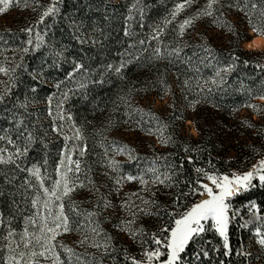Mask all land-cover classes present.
<instances>
[{"label":"trees","instance_id":"obj_1","mask_svg":"<svg viewBox=\"0 0 264 264\" xmlns=\"http://www.w3.org/2000/svg\"><path fill=\"white\" fill-rule=\"evenodd\" d=\"M60 2V11L56 16L50 15L45 17L43 22L34 23L31 33L32 44H27L26 47H29L30 51L35 48L38 35L35 25L39 27L41 36L47 35L53 40L52 42L56 44L59 42V45L61 39H66V33L70 31L71 19L87 22L92 29L96 42L78 47L81 49L80 52L73 50L72 55L82 68L72 74V80L76 81L72 89L59 98L62 100L59 104L61 113L66 118L70 116V120L82 128L83 139L79 141L70 139L67 150L71 151L74 160L80 159L88 165L93 161L101 160L102 155H106V149L107 154L111 155L110 149L123 143L135 150L134 155L137 159L115 160L120 166H136L138 174L133 175L145 173V178L151 180L152 173L147 172V169L156 168L159 173L167 172L172 176L170 181L172 187L156 185L145 193L150 200L156 201L152 213L157 214L150 215V218L146 219L138 229L144 230L143 238L148 241L144 247H154L150 239L152 234H159L160 229L170 226L177 218L169 216L168 213H176L178 216L199 197L183 196V193L190 190V184L198 178L203 183H207L203 174L196 173V168H203L210 173L231 175L233 172L251 170L252 165L264 157V114L245 106L247 94L251 91L254 95L249 102L264 108V101L257 95L264 92V69L255 66L256 63H264V49L250 51L243 48L241 42L245 39L235 41L234 34L229 32L227 27L222 28L214 23L217 19L227 21L236 32L245 34L249 39L248 32L252 31L248 23L249 17L245 11L240 10L245 6L244 0H221L220 4L216 5V15L196 20L192 27L186 29L182 39L177 35L179 24L203 8L206 0H196L174 20L170 13L175 4L182 0H128L126 6L118 7L108 5L105 0H60ZM252 2L260 4V0H249L246 9L252 13L254 22L258 23L259 8L252 10ZM114 9L119 10L115 12ZM166 19L172 22L165 26ZM153 26L155 30L157 27L163 29L157 39H153L156 33L148 37ZM125 30L132 34L126 36ZM252 34L258 36L253 32ZM16 35L25 42L29 39V35L23 31L18 30ZM140 41L144 43L141 44ZM68 42L72 47H77L74 40ZM177 44L183 48V52L179 57L168 56V51ZM166 45L168 48H165ZM199 45L210 47L216 60H211L209 63V60L205 59L208 54L202 47H198ZM157 47L161 48L163 53L161 59L155 58ZM233 51L240 60L230 71H221V82V77H217L215 73L217 70L229 67L232 63ZM245 59L249 60V64L243 63ZM43 61L42 56L32 60L28 58L25 60L24 57L20 64L23 68L33 71L34 66ZM122 63L124 67L121 68ZM116 68L121 69L119 73ZM143 72L148 74L144 75ZM213 79L217 80L216 84L212 83ZM16 81L22 87L20 90H11L4 102L0 103V115H4L2 133L13 136L17 144L23 148L25 139L23 137L17 139L18 130L14 116L16 120L23 119L27 126L28 120L24 118L27 116L21 114V108L17 105L23 103L25 90L36 80L27 75L20 78L18 76ZM185 81H188L187 85ZM23 86L26 89H23ZM137 87L144 88L147 95L160 98L167 89H170L174 96L178 95L176 98L186 101L189 106L190 102L195 101V107H190L192 114L190 120L197 130V135L181 132L178 125L165 120V116L162 118L159 116L158 122L150 116L135 114L132 106L126 105L121 98L127 99L131 104L132 98L138 96ZM45 88L49 87L45 86ZM150 108L154 111L152 106ZM100 109H104L103 113H106L103 116L106 124L101 122L88 124L86 119L91 111ZM245 120L252 126L242 123ZM130 121L132 122L129 123ZM29 123L33 126L31 120ZM160 124H167V129L152 135L146 131L152 128L155 132ZM121 128H129L130 133L141 137H136V142L129 138L126 142H122L113 134L115 130ZM27 129L33 132L36 140L29 148L27 156L22 159V166L30 167L37 164L42 166V174L47 170L54 173L56 150L58 151L62 145L61 142L56 145L50 143L46 145L43 137L38 136L35 127ZM19 131H24V128L21 127ZM160 136H172L173 142L162 144ZM85 146L86 155L81 157L79 150ZM14 170L13 165L0 166V173H3L0 174V190L4 192V195L0 196V213H3L5 221L11 219V227L19 232L23 229L24 216L31 215L32 209L30 201L25 205L21 198L24 190L20 185L27 173L17 170L14 183H6ZM253 183L256 187L231 200L230 215L235 213V219L229 225V240L233 252L225 257L222 239L210 230L189 246L184 257L186 264H220L221 261H224V264H264V250L255 243L254 235L257 227L264 230V220L255 219L253 212L248 208V205L255 201L257 209L254 211L258 216L264 217V185L255 178ZM45 184L49 186L48 179L45 180ZM153 192L156 194L152 195ZM28 195L34 196L35 193L29 192ZM13 200L20 205V212L16 211ZM245 221L251 223L247 227H241ZM7 226V223L1 226L0 235L6 234ZM105 233L112 238V246L115 249L110 250L108 255H104L102 249L81 245L79 240H74L71 233L57 237V251L61 252V259L66 264L68 256L63 253L60 244L72 248L74 253L80 256L83 264H88L93 257L102 261V264H130V261L125 260L126 254L129 257L134 256L137 260L143 259L141 256L143 248L138 242L139 238L134 241L129 236L121 239L118 233L113 234L108 231ZM89 239L91 241L93 237L89 236ZM97 239L102 242L103 236ZM202 248L210 255L206 258L201 256L198 260L196 253ZM241 250L250 252L251 257L238 255ZM3 254L6 253H0ZM45 264L49 263L45 262ZM72 264H78L75 256L72 257Z\"/></svg>","mask_w":264,"mask_h":264},{"label":"snow or ice","instance_id":"obj_2","mask_svg":"<svg viewBox=\"0 0 264 264\" xmlns=\"http://www.w3.org/2000/svg\"><path fill=\"white\" fill-rule=\"evenodd\" d=\"M21 0H0V14L5 13L13 4H19ZM60 0H52V3L47 6L45 11L40 16V22H43L45 17L50 15H56L59 12V8L56 6ZM196 0H182L180 3H176L172 9L170 15L174 20L185 8L191 7ZM221 0H206L203 8L198 10L193 16L184 19L178 26L179 31L177 35L182 39L185 35L186 29L192 27L194 22L201 17H214L216 15V5L220 4ZM33 3H37V0H33ZM249 0H244V7L240 8L241 11H245L248 15V23L252 29V32L256 35H264V0H260V4L255 2L251 3V9L256 10L259 8V22H254L252 18V13L246 11ZM27 6V4H25ZM39 6V5H38ZM222 15V14H221ZM130 19V17H129ZM172 20L166 19L164 21L165 26L170 24ZM214 23H217L219 27H227L228 31L234 34L235 41L240 39H247V36L243 33L236 32L235 29L228 24L227 21H221L219 19L214 20ZM21 31L29 35L27 44H32L31 33L32 28H25ZM156 35L153 36V39H157L160 33L163 31L162 28L157 27ZM132 33L128 30H125V35L130 36ZM37 43L35 48H39L43 43V37L39 34L36 37ZM143 44V41H140ZM202 47L203 51L208 54L205 59L216 60V57L213 55V50L206 45H199ZM165 48H168L166 45ZM19 51L22 54H27L30 49L29 47H23L20 49L13 50ZM251 51V49H250ZM183 52V48L177 44L176 47H172L168 51V56L179 57ZM155 58H163V53L161 48L157 47L155 49ZM7 59V58H6ZM23 59V56H21ZM240 60V57L236 55L235 51L231 54L232 63L229 67L223 70H217L215 75L217 77L222 76L221 71L227 72L230 71L232 67ZM203 62V61H202ZM217 62H219L217 60ZM245 65L249 64V60L245 59L243 61ZM22 64H17L15 67H4L0 66V73L9 76V83L5 85L2 91H0V103H3L5 97L8 96L11 92V88L15 86L16 77L14 74L17 68L22 67ZM256 67L264 69V63H256ZM111 67V65H109ZM124 67V64H121V68ZM82 65L77 64L76 69L80 70ZM120 68H116L117 73L120 72ZM0 83H4L0 81ZM213 84L217 83V80H212ZM185 84H188V81H185ZM254 95L253 92L249 91L247 94L248 99L245 101V106L251 108L253 111L264 114V108L259 104L250 103L251 97ZM260 99L264 101V92L257 93ZM67 97H65L66 99ZM51 97H49V104H51ZM121 100L131 107L130 101L125 98ZM196 102H190V107H195ZM21 109L26 110V103H20L17 105ZM174 107V105H172ZM133 112L145 114L150 116L153 120L159 122V117H156L154 114L148 112L145 113L143 108H132ZM52 110L49 109V116H52ZM69 120L71 117H67ZM178 119L180 117H177ZM65 119L64 115L57 113L53 119L52 132L61 134L63 131V125H57L56 120L63 121ZM14 123L18 130L17 139L23 137L25 139V146L21 148L16 140L12 139L11 136L0 135V141H6L8 145H12L14 150H9L8 148H0V166H15L13 174L9 176L6 180V183L13 184L15 180V171L27 173L25 179L22 181L20 188L24 191L21 193V198L23 199L25 205L30 201L32 213L31 215L24 216L23 229L17 232L14 228L11 227V219L5 221L3 213H0V226H3L7 223L6 234L0 235V253H6L0 255V264H42V261H51V264H66L64 260L61 259V252L57 251L56 240L57 237L69 233L74 229L77 231L83 232L85 228H88V232L91 233L93 239H89V234L85 233L83 239L78 241L81 245L87 244L90 247L96 248L98 250L102 249L104 255L110 254V250L114 251L115 249L112 246V238L107 236L106 233H103V229L100 227L98 221H93V217L98 215L97 212L91 211L86 213L84 220H74L71 218L65 211V201L71 198V194L78 189H83L87 185L79 180V176L82 174V162L80 159H73L70 152L66 150L61 154V160L55 168V173L57 179L52 182L51 187L46 186L45 180L49 179L46 174H42L41 165L33 164L31 167L22 166L21 161L24 157L27 156L29 148L35 142L36 137L33 132L27 129V126L24 124L23 119L16 120L14 116ZM242 123L247 124L251 127V123L247 120L242 121ZM23 127L24 131H19ZM167 124L158 125L155 132L152 128L146 129V131L152 134H159L167 129ZM145 130V129H142ZM64 140L67 142L70 139H75L77 141L83 139V135L80 129H76L75 136L69 137L65 135ZM173 142L172 136H160V143L169 144ZM114 143V142H113ZM103 147V145H101ZM87 148L86 146L83 149L79 150V155L81 157L86 155ZM135 150L129 148L127 145H124L119 148H115L114 154L123 155L126 154L128 159L135 160L137 157L134 155ZM107 155V149L105 150ZM47 161H45V164ZM107 167H109L113 172L117 173V176L114 180L116 185L115 191L119 192L120 187H122L124 182H139L142 186L141 192H148L151 190L152 186L163 185L164 187H172L170 181L172 176L165 172L159 173L156 168L147 169V172L152 173V179L148 180L145 178V173L140 175H133L131 173L121 174L120 172V163L114 158L108 159ZM171 167V166H169ZM196 173L203 174V177L208 181V183H203L199 178L190 184V190L186 193H183V196H206L204 199H200L199 202L191 204L186 210L182 213H168L169 216L177 217L175 218L170 226H165L160 229L159 234L153 233L151 236V244L154 247H144L148 241L144 240V230L133 229L132 225L135 223L138 215H154L157 213H152L148 210L147 207H141L135 205L130 199H125L121 202L120 207L129 212L132 219L127 221H121L118 228L126 232L131 239L137 241L141 244L143 248L142 256L143 259L137 260L134 256L129 257L125 255V260L130 261V264H186L185 254L189 246L201 237L207 231H214L215 234L222 239V248L223 255L225 257L229 256L233 249L230 246L229 240V225L233 219H235V213L230 215L232 205L231 200L242 193L247 192L249 189L256 187L253 183L254 178L258 179L259 182L264 185V159L259 160L256 164L252 165L251 170L243 173L233 172L231 175H219L215 173L207 172L203 168H196ZM3 174V173H0ZM71 174V175H70ZM35 181V183H33ZM89 184H92V188L98 191L95 188L94 183L89 180ZM29 192H34V196H29ZM156 193L153 192L152 195ZM3 190H0V196H3ZM15 195V194H13ZM127 197L135 196L140 199L142 205H154L156 201L146 199L140 195L139 192L128 193ZM13 205L16 208L17 212H20V205L13 200ZM72 212L76 217H81L82 214L75 203L70 205ZM104 207H111V201H108L107 198H104ZM249 211L253 212L255 219L264 220V217H260L256 214L254 210L257 209L255 201H252L248 205ZM135 209V210H133ZM251 221H245L241 227H247ZM91 225V227H89ZM256 239L255 243L259 245L261 250H264V230L261 227H257L254 233ZM103 236L102 242L97 239ZM59 247L63 249V253L68 256L67 264H72V257H76L78 264H83L80 261V256L74 253L72 248H69L63 244H60ZM215 250V249H214ZM238 255L244 257H251L250 252L239 251ZM210 254L206 249H200L196 253V259L202 257H208ZM88 264H102V261L93 260L88 262ZM220 264H224V261H221Z\"/></svg>","mask_w":264,"mask_h":264},{"label":"rangeland","instance_id":"obj_3","mask_svg":"<svg viewBox=\"0 0 264 264\" xmlns=\"http://www.w3.org/2000/svg\"><path fill=\"white\" fill-rule=\"evenodd\" d=\"M128 0H105L108 5L113 6H126ZM52 3V0H37V3H33V0H21V2L17 4H13L9 10L5 13L0 14V66L4 67H15L17 64L21 62V56H23V60L25 57L29 59L39 58L40 56L43 57V62L34 66L33 71H29L28 68H17L16 72L12 75L16 77L19 76H27L30 75L31 77L35 78V83L28 86L27 90H25V99H23V103H26L27 107L25 109H20L22 111L21 114L27 116L24 117L27 122V128L35 127L38 131V136L43 137L44 142L46 145L54 144L61 142L62 145L58 148L57 156H56V165L61 160V154L66 150V143L68 144L69 141L64 140V136L67 135L69 137L75 136L76 129H80L79 125L73 123V121L65 119L63 121L56 120L57 125H63V131L61 134H57L52 132L53 127V119L57 113L62 114L61 107L59 104L61 103L60 97L65 96L75 84V80H72V74L77 71L76 65L79 63L77 62L74 55H72L73 50L79 51L80 48L88 44H94L96 42V38L94 37V33L92 29L88 26L87 22H83L82 20H70V31L66 33V39L62 38L60 45L57 43L52 42L53 40L49 36H41V32H39V27L35 25L37 30V34L43 37V43L39 48H34L27 54H22L19 51H13L15 49H20L26 47L27 43L24 39L17 38L16 34L17 31H21L25 28H32L34 23L40 22V16L45 11L48 5ZM59 2L56 6L60 9ZM27 4V6H25ZM39 5V6H38ZM111 5V6H112ZM75 8V7H74ZM113 10V9H112ZM119 9H114L117 12ZM60 11V10H59ZM58 14V13H57ZM56 14V15H57ZM54 15V16H56ZM155 27L149 31L148 37L155 34ZM250 38L255 37L252 34V31L249 30ZM68 40L75 41L76 48L69 45ZM95 40V41H94ZM248 39L242 40L241 46L243 48L246 44L245 41ZM66 42V43H65ZM255 48H253L254 50ZM259 49H264V45L261 46ZM255 49V50H259ZM7 58V59H6ZM29 73V74H28ZM142 74L146 75L147 72H143ZM15 80V86L11 88V90L19 89L22 85L18 84ZM0 81L4 83H0V91L3 90L6 84L9 83V76L3 73H0ZM25 86V85H24ZM23 86V89L26 87ZM48 86L49 88H45ZM67 87V89L65 88ZM137 95L132 98L131 106L132 108H143L145 113H152L155 116L159 117L165 116V120L168 122H175L180 131L185 134H191L193 136L197 135V130L190 120L192 114L190 111V106L186 101L179 100L178 95L174 96L172 90L167 89L165 94L160 97H155L154 95H147L144 91V88H136ZM22 90V89H21ZM140 95V96H139ZM49 97H51V104H49ZM174 105V107H172ZM150 106L154 109L151 110ZM51 108L53 115L49 116V109ZM104 109H100L98 111L93 110L87 117L88 124L92 125L96 122H101V124H106L103 121V116L106 113H103ZM139 114L140 116H148L145 114ZM63 115V114H62ZM177 117H180L179 119ZM3 118L4 115H0V135H5L2 133L4 130L3 127ZM29 120L33 126L30 125ZM130 121L129 123H131ZM129 128H121L117 129L113 132L122 142H126V139H131L135 141L136 137H141L135 135V133H130ZM82 133V132H81ZM12 139L13 136H11ZM149 140V138H148ZM7 145L6 141H0V148H4ZM9 146V145H8ZM124 146L123 143H119L115 148H119ZM9 150H14L13 146L6 147ZM97 148V147H96ZM115 148H111V155H102V159L98 162H92L91 164L82 162V174L79 176V180L83 181L87 187L83 189H78L77 191L71 194V198L65 201V211L67 214L73 218L74 220H84L86 217L87 212L95 211L98 213L96 217H93V221H98L100 227L103 229V233H113V234H120L121 239L127 238L129 236L126 232L122 231L117 225L120 222L127 221L132 219L129 212L122 209L120 204L125 199H130L135 205L141 207H147L148 210L153 212L152 208L153 205H142L139 198L132 196L127 197L126 194L139 192L141 196L146 199L149 197L145 196L146 192H141L142 186L139 182H124L122 187H120V191H115L116 185L114 184V180L117 176V173L113 172L109 167H107L108 159L114 158L118 159V161L127 160L128 156L126 154L123 155H116L114 154ZM68 151V150H67ZM71 153V151H68ZM72 154V153H71ZM261 159H264L261 158ZM260 159V160H261ZM31 167V166H30ZM249 171V170H247ZM121 174H138L136 166H120ZM246 171L235 172V173H243ZM45 174L49 177V186L55 179H57L56 173L49 172L48 170L45 171ZM53 174H55L53 176ZM71 175V174H70ZM224 175V174H219ZM89 180L94 183L95 188L98 189L96 191L92 188V184H89ZM208 183V181H207ZM104 198H107L108 201H111V207H104ZM206 196H199L195 203L199 202L200 199H204ZM75 203L78 207L79 211L84 214L81 217H76L75 214L72 212L70 207L71 204ZM135 210V209H133ZM150 215H138L135 223L132 225L133 229H138L146 219L150 218ZM91 227V225L89 226ZM1 228V226H0ZM73 234L74 240H82L85 233H88L90 237H92L91 233L88 232V228H85L83 232L73 230L69 232ZM87 245V244H85ZM142 256V255H141ZM143 258V257H142ZM51 264V261H43Z\"/></svg>","mask_w":264,"mask_h":264},{"label":"clouds","instance_id":"obj_4","mask_svg":"<svg viewBox=\"0 0 264 264\" xmlns=\"http://www.w3.org/2000/svg\"><path fill=\"white\" fill-rule=\"evenodd\" d=\"M259 40L261 41V43H254V44H245L244 47L248 50H252L253 48L255 49H259L261 47V44L264 43V35H258Z\"/></svg>","mask_w":264,"mask_h":264},{"label":"bare ground","instance_id":"obj_5","mask_svg":"<svg viewBox=\"0 0 264 264\" xmlns=\"http://www.w3.org/2000/svg\"><path fill=\"white\" fill-rule=\"evenodd\" d=\"M261 43V41L259 40V37L258 36H255V37H253L252 38V40H250L248 43H246V44H254V43ZM264 45V43H262L261 44V46H263Z\"/></svg>","mask_w":264,"mask_h":264},{"label":"water","instance_id":"obj_6","mask_svg":"<svg viewBox=\"0 0 264 264\" xmlns=\"http://www.w3.org/2000/svg\"><path fill=\"white\" fill-rule=\"evenodd\" d=\"M250 40H252V37H251V38H249L247 41H245V43H248Z\"/></svg>","mask_w":264,"mask_h":264}]
</instances>
